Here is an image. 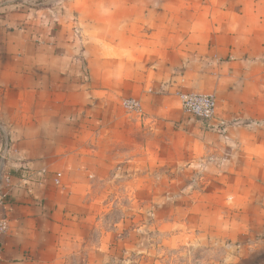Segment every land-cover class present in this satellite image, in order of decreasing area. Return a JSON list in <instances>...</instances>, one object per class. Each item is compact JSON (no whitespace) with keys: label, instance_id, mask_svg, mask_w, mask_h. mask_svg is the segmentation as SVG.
<instances>
[{"label":"crops","instance_id":"crops-1","mask_svg":"<svg viewBox=\"0 0 264 264\" xmlns=\"http://www.w3.org/2000/svg\"><path fill=\"white\" fill-rule=\"evenodd\" d=\"M112 2L121 10L103 18L101 33L82 8L78 16L22 28L15 18L24 16H0V150L9 148L5 158L0 154V176L11 175L0 179V221H7L0 264H67L83 239L79 226L96 217L95 206L109 205L115 188L104 189L136 162L137 151L128 156L126 142L144 148L151 160L155 123L170 131L166 113L174 95L152 84L166 83L174 72L190 75L189 85L197 77L211 80L208 89L195 90L218 99L215 116L199 123L183 152L197 163L215 139L230 142L234 128L227 119L239 101L224 97L228 82L221 72H248L264 62V45H250L264 41V0H214L219 7L213 11L202 9L204 0L196 10L179 11L155 2L190 0ZM174 19L191 26L181 28ZM127 86L142 99L144 117L117 105Z\"/></svg>","mask_w":264,"mask_h":264},{"label":"rangeland","instance_id":"rangeland-1","mask_svg":"<svg viewBox=\"0 0 264 264\" xmlns=\"http://www.w3.org/2000/svg\"><path fill=\"white\" fill-rule=\"evenodd\" d=\"M112 1L0 0V16H24L15 18L17 27L22 28L31 21L57 22L59 17L78 16L77 9L82 8L101 33L107 25L103 18L111 13L117 17L121 10ZM155 5L174 11L199 6L197 0ZM203 6L213 11L219 4L204 0ZM173 21L181 28L191 26L187 19ZM79 22L74 28L78 33L82 27ZM256 43L250 45H264V41ZM156 69L165 74L166 68ZM212 69L207 67V71ZM243 69L221 72L228 82L224 97L234 105L239 101L234 115L227 119L234 128L230 142L223 146L221 139H215L209 143L215 148L197 163L183 152V146L188 150L190 136L203 122L182 109L178 96L205 92L195 88L208 89L211 80L197 77L189 85L185 78L190 75L180 76L177 71L166 83L152 84L174 95L166 113L170 131L166 132L165 122L155 123L158 141L151 160L144 148L135 150L126 142L128 156L137 151L136 162L126 164L125 173L104 189L115 188L108 197L109 205L103 211L95 206L96 217L79 226L83 239L67 264H264V62H255L248 72ZM121 93L117 105L129 112L123 101L135 97L142 109L131 113L143 116V101L132 88L127 86ZM222 110L230 111V103ZM167 141L173 142L171 149L165 147ZM102 189L99 186V191Z\"/></svg>","mask_w":264,"mask_h":264},{"label":"built area","instance_id":"built-area-1","mask_svg":"<svg viewBox=\"0 0 264 264\" xmlns=\"http://www.w3.org/2000/svg\"><path fill=\"white\" fill-rule=\"evenodd\" d=\"M180 105L182 109L202 120H210L213 118L218 109V99L215 94L212 93H200V92H185L179 95ZM123 106L129 112H139L142 109L140 101L135 97L126 98L123 101ZM9 148L5 147L0 150L4 158L7 156ZM11 175L8 172L2 173L1 180L9 181ZM7 230V221H0V231L5 232Z\"/></svg>","mask_w":264,"mask_h":264}]
</instances>
